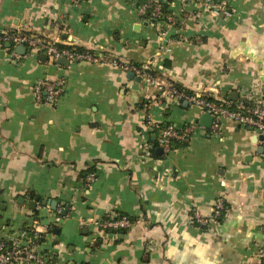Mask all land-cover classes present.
<instances>
[{
	"label": "crops",
	"instance_id": "1",
	"mask_svg": "<svg viewBox=\"0 0 264 264\" xmlns=\"http://www.w3.org/2000/svg\"><path fill=\"white\" fill-rule=\"evenodd\" d=\"M151 1L173 18L161 25L167 50L159 49L158 28L140 20L136 0H0V30L102 58L62 65L0 45V240L32 239L23 231L35 228V248L54 264H257L264 152L254 130L223 119L213 132L199 124V107L161 98L111 60L149 64L168 82L228 106H264V0H227L220 15L192 0ZM40 80L64 82L53 102L36 100ZM144 105L153 121L198 128L186 146L164 152L144 129ZM87 168L95 173L88 183L80 176ZM30 193L57 209H29ZM219 197L221 221L211 218ZM195 213L211 220L198 225ZM118 215L133 218L126 232L95 224Z\"/></svg>",
	"mask_w": 264,
	"mask_h": 264
},
{
	"label": "built area",
	"instance_id": "2",
	"mask_svg": "<svg viewBox=\"0 0 264 264\" xmlns=\"http://www.w3.org/2000/svg\"><path fill=\"white\" fill-rule=\"evenodd\" d=\"M197 6L204 11L214 15L227 13V0H192ZM136 11L141 21L158 28L159 49H166V32L161 25L164 22L173 23V18L169 14L162 13L161 3L146 0L140 5L136 4ZM149 11L148 16L145 13ZM9 43L10 46L24 45L26 48L45 53L50 59L55 60L60 57H66L73 61H89L99 62L102 60L101 56L92 53L89 50H72L66 47H58L57 41L40 37L34 34L24 32L19 29H1L0 30V45ZM167 50V49H166ZM114 65H122L126 70L131 71L135 77H139L145 85L153 86L157 89L161 98H166L170 101H186L191 105L199 107L202 113L207 112L212 115L213 120L210 129L213 132H218L221 121L229 119L241 126L252 127L254 130L259 129L263 135V139L259 143L264 148V106L252 105L247 101L242 100L238 102L234 108H229L223 101L214 98H208V94L204 92H193L186 94L179 90L171 82L164 78L157 76L150 69L149 64H135L125 63L121 64L117 60H111ZM64 82L62 80H40L33 85V93L36 100L44 99L47 102H53L55 98L63 91ZM210 96V95H209ZM148 106L144 105V129L147 134H154L156 136V143L163 149L164 152L173 150L171 140L179 142H188L194 135L198 124L188 123L178 128L172 123L156 122L150 118L147 112ZM153 145H148L147 149L151 150ZM95 178V173L90 172L85 177V182L88 183ZM224 208V201L222 197L216 199L212 219L220 216ZM60 212V208H58ZM195 213L193 220L198 225H206L211 220ZM95 224L102 230H119L127 229L132 225V222L127 215H118L110 218H103L97 220ZM25 231V232H24ZM23 234H31L32 239L21 240L12 238L10 240H0V264H14L15 262L25 261L31 264H54L50 258L43 256L37 251L36 241L40 238L41 233L35 228H26ZM257 264H264V254Z\"/></svg>",
	"mask_w": 264,
	"mask_h": 264
},
{
	"label": "water",
	"instance_id": "3",
	"mask_svg": "<svg viewBox=\"0 0 264 264\" xmlns=\"http://www.w3.org/2000/svg\"><path fill=\"white\" fill-rule=\"evenodd\" d=\"M4 45L7 46V47L10 46L9 43H5ZM14 49L19 54H24L26 52V47L24 45H17V46L14 47ZM41 58L43 60H46L47 59V55L42 53L41 54ZM55 62L59 63V64H62V65H67L68 64V59L66 57H60V58H57L55 60ZM126 77L129 78V79H134L135 78L137 81H140V78L139 77H135V75L131 71H127ZM182 106L186 107V106H188V103L186 101H184L182 103ZM212 120H213L212 115H210L207 112L202 113L199 116V118H198L199 124L201 126H203V127H206V128H210ZM249 129L250 130H254L252 127H249ZM154 137L155 136L153 135V138ZM254 137H255V140L253 141L254 143H256L257 141H260V140L263 139V135L261 134V131L259 129H255L254 130ZM256 150H257L258 153H263L264 152V148H263V146L261 144L257 146ZM155 153L157 155H160V154H162V150L160 148H157L155 150ZM23 201H24V198L22 196H19L18 199H17V202L18 203H23ZM38 203H40L42 206H48L51 210H56L57 209V202L55 200H52V199L39 200L38 196H36L33 200L29 201V203H28L29 209L34 210ZM65 213L66 212L64 210L61 211V214L64 215Z\"/></svg>",
	"mask_w": 264,
	"mask_h": 264
},
{
	"label": "trees",
	"instance_id": "4",
	"mask_svg": "<svg viewBox=\"0 0 264 264\" xmlns=\"http://www.w3.org/2000/svg\"><path fill=\"white\" fill-rule=\"evenodd\" d=\"M77 1H80V0H77ZM145 1H146V0H136V3H137V5H140L141 3L145 2ZM161 8H162V13H164V14L169 13L166 4L162 3V4H161ZM149 13H150V12L147 11V12L145 13V17L148 16ZM28 33H29V32H28ZM66 48H68V49H72V50H77V51L84 50L82 47H74V46H66ZM154 74H155V73H154ZM170 82H171V81H170ZM171 83H172L175 87H177L179 90L185 92L186 94H191V93H193V92L187 90L186 88H184V87H182V86H179V85L175 84L174 82H171ZM208 98H211V96L208 95ZM234 106H235V103H233V102H231V103L229 104V108H234ZM153 142L156 143L155 141H153ZM186 143H188V142H179V141H176V140H171V144H172V148H173V149L184 147V146H186ZM90 172H92V168H87L86 170H84V171L80 174V176H81V177H85V176H87V174L90 173ZM30 197H31L32 199H34L36 196H35L33 193H30ZM225 209H226V207H225V205H224V208H223V210L221 211L220 216H218V217L216 218L217 221H221V220H222V217H223L224 214H225ZM129 218H130L131 222L133 223V218H131L130 216H129ZM127 229H128V228H127ZM127 229H119V230H116V231H118V232H119V231H120V232H126ZM262 256H263V255H262Z\"/></svg>",
	"mask_w": 264,
	"mask_h": 264
},
{
	"label": "rangeland",
	"instance_id": "5",
	"mask_svg": "<svg viewBox=\"0 0 264 264\" xmlns=\"http://www.w3.org/2000/svg\"><path fill=\"white\" fill-rule=\"evenodd\" d=\"M204 94H208V93H204ZM16 201H17V199H16Z\"/></svg>",
	"mask_w": 264,
	"mask_h": 264
}]
</instances>
